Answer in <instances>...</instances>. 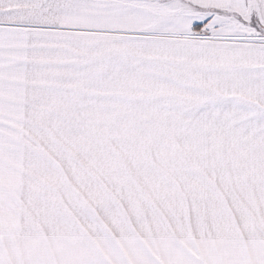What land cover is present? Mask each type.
<instances>
[{
  "label": "snow or ice",
  "instance_id": "6c2138e0",
  "mask_svg": "<svg viewBox=\"0 0 264 264\" xmlns=\"http://www.w3.org/2000/svg\"><path fill=\"white\" fill-rule=\"evenodd\" d=\"M0 264H264V0H0Z\"/></svg>",
  "mask_w": 264,
  "mask_h": 264
}]
</instances>
